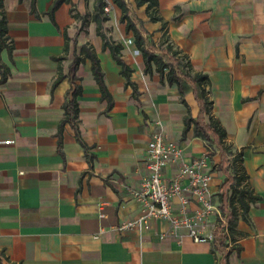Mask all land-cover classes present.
Returning <instances> with one entry per match:
<instances>
[{
	"label": "crops",
	"instance_id": "obj_1",
	"mask_svg": "<svg viewBox=\"0 0 264 264\" xmlns=\"http://www.w3.org/2000/svg\"><path fill=\"white\" fill-rule=\"evenodd\" d=\"M56 1L34 0L38 17L30 13V0L3 1L12 51L0 53L6 67L0 83V264H218L211 243L163 236L165 221H151L142 232L122 228L141 215L127 189L138 187L146 172L147 142L158 122L184 148L185 162L206 153L216 204L225 179L217 170L218 151L211 159L202 139L190 130L183 138L187 108L173 85L144 72L133 36L126 34L132 44L121 56L136 96L100 36L69 42L71 10L83 14L95 0H62L51 11ZM156 1L172 44L193 70L208 76L211 114L241 154L249 188L260 198L249 203L247 223L238 218L225 261L264 264V0ZM149 25L162 33L160 22ZM82 45L98 59L112 107L101 99L84 58L73 73L81 92L74 120L79 142L69 124L59 127L74 86L69 71ZM184 101L195 118L193 95ZM172 171L166 167L165 176Z\"/></svg>",
	"mask_w": 264,
	"mask_h": 264
},
{
	"label": "trees",
	"instance_id": "obj_2",
	"mask_svg": "<svg viewBox=\"0 0 264 264\" xmlns=\"http://www.w3.org/2000/svg\"><path fill=\"white\" fill-rule=\"evenodd\" d=\"M3 1L4 0H0V53L5 50L8 55H10L12 45L6 28ZM61 1L62 0L56 1L52 6L51 11L56 9ZM112 1L123 13L122 21H124V19L127 18V3L125 0ZM134 2L137 7L145 5V13L151 23H161L159 31L162 32V35L159 44H155L152 39L146 38L145 35L148 34V32L141 29L137 30L130 21L125 26L126 32H133L134 45L136 46L137 51L141 54V60L144 64V72L147 74L156 72L160 76V83H166L169 86L173 85L177 89L179 102L187 108L186 116L183 120V138L190 130L194 137L202 139L209 149L213 148L212 150L218 151L219 163L217 164V170L225 176V179L219 187L217 197L221 216L226 221L227 232H224V226L221 220L218 221V226L214 231L215 238L211 243V250L218 253V264H227L225 259L229 255L230 250H227L226 248L229 243L233 242V239L237 234L236 225L238 218L247 223V212L250 206L249 203H255L260 200V198L253 195L249 188L248 176L245 174L242 165L243 161L241 159V154H238L231 145L226 143V132H224L218 119L214 118L211 114L213 103L210 98L208 76L193 70L190 59L172 44L168 38L167 31L165 30L166 24L161 16H159L158 2L156 0H134ZM102 6V0H95V15L93 16V21L96 23L97 35L102 39L103 49L109 50L110 55L120 67V75L126 80L125 86H130L133 90V96H136L138 90H136L134 83L130 81L131 69L126 61H123L121 56V50L123 47L100 32L103 20L99 18V15L102 11ZM30 13L38 17L34 8V0H30ZM48 17L54 24L52 12L48 14ZM64 39L67 41L65 35ZM163 44L166 45L165 48L162 47ZM67 50L68 46L66 42L64 51L67 52ZM80 55L82 56L75 57L73 61L74 63L69 71L72 73V85H74L73 80H75V77L73 76L75 69L84 58H87L91 62V74L101 93V99L106 101L108 109H110L112 107L111 96L106 90L100 65L92 48L87 45H82ZM5 69L6 67L0 60V75L2 76L0 83L4 79ZM62 78L63 76H59L55 84H57ZM80 93V88L75 85L72 89L66 92L64 102L65 118L61 121L59 127V130H61L64 123L69 124L73 128L75 137H77L79 142L80 136L74 120L77 117L75 98ZM188 93L193 95L194 101L198 105V114L195 118L191 117L190 109L184 101V97Z\"/></svg>",
	"mask_w": 264,
	"mask_h": 264
},
{
	"label": "built area",
	"instance_id": "obj_3",
	"mask_svg": "<svg viewBox=\"0 0 264 264\" xmlns=\"http://www.w3.org/2000/svg\"><path fill=\"white\" fill-rule=\"evenodd\" d=\"M102 3L106 16L115 14L116 5L112 0H102ZM131 44V38L121 39L123 49ZM146 149V172L138 187L127 189L142 207L141 215L122 228L142 232L149 228L151 221L162 220L167 222L163 236L178 242L190 238L194 243L204 244L213 242L221 220L226 233V221L211 190L206 153L185 162L184 148L166 137L159 122L151 132ZM166 167H173L170 178L164 174Z\"/></svg>",
	"mask_w": 264,
	"mask_h": 264
},
{
	"label": "rangeland",
	"instance_id": "obj_4",
	"mask_svg": "<svg viewBox=\"0 0 264 264\" xmlns=\"http://www.w3.org/2000/svg\"><path fill=\"white\" fill-rule=\"evenodd\" d=\"M128 7V12L126 14V19L122 21L123 13L119 9L118 12H115L112 16H106L103 11H101L99 18L103 20L101 24V31L107 38L113 39L116 37L122 39L126 34L133 36V32H126L125 26L130 21L131 24L138 30L147 31L148 34L145 35L146 38L152 39L155 44H159L162 33L157 34L156 31L150 30V22L143 7H137L134 0H125ZM70 17L72 18V23L68 25V34H70V40L76 41L81 35L89 36V34H97L96 32V23L93 21V16L95 15L94 8L86 10L83 14H78L75 10H71ZM134 37V36H133ZM166 47L165 44L162 46ZM213 149V148H212ZM212 149H207V154L209 157L216 160V153H213ZM229 247V245H228Z\"/></svg>",
	"mask_w": 264,
	"mask_h": 264
}]
</instances>
